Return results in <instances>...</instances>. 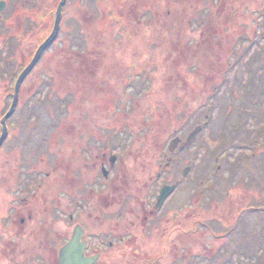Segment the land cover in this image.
I'll list each match as a JSON object with an SVG mask.
<instances>
[{"label": "rangeland", "instance_id": "rangeland-1", "mask_svg": "<svg viewBox=\"0 0 264 264\" xmlns=\"http://www.w3.org/2000/svg\"><path fill=\"white\" fill-rule=\"evenodd\" d=\"M2 1L0 137L16 83L52 35L62 0ZM63 9L57 39L6 121L0 227L13 213L17 227L25 220V228L45 230L55 251L43 253L58 264L88 203L103 196L110 235L121 227L139 242L132 254L126 246L130 259L115 242L109 264H236L244 246L255 252L253 243H263L264 189L253 155L262 160L264 148L250 144L264 95L256 97L260 112L251 99H234L246 96L250 76L263 80L264 0H67ZM103 153L106 170L117 160L104 190L96 162ZM39 183L53 210L39 206L32 224L17 209ZM165 186L173 190L155 209ZM54 225L61 231L53 234Z\"/></svg>", "mask_w": 264, "mask_h": 264}, {"label": "flooded vegetation", "instance_id": "flooded-vegetation-1", "mask_svg": "<svg viewBox=\"0 0 264 264\" xmlns=\"http://www.w3.org/2000/svg\"><path fill=\"white\" fill-rule=\"evenodd\" d=\"M3 17H4V13H2V18L0 19V28L2 25ZM98 147H101V149H105L104 146H101V145H99ZM98 147L93 146L92 150L99 152L100 148ZM105 159H106V154L103 153L100 160L97 159L96 161L98 164L100 163V168H101V173H102L101 179L107 183V184L105 183L103 184L102 180L99 178L101 180L100 182H102L103 184V188H102L103 190L105 189V187L109 185V182H111V180L114 179L115 177L114 170L116 169V161H117L116 158H111L109 160L110 170H106V166H105L106 164L104 162ZM88 165L92 167V164L86 163V166ZM74 182L71 184V186L75 185ZM39 188H42V185L40 183L37 184L36 190L33 187L30 192L28 193L23 192L24 195L20 200L25 206L22 207V209H19V208L17 209V211L19 210L21 214H24L23 217L27 216L28 220L32 224L37 223L35 215L36 214L39 215L40 213L39 212L37 213L35 211H38L39 206H43L45 211H46V208H48L49 213L51 209L53 210V208H51V206L47 204L48 202L46 203L48 196H46V193H42L40 190H37ZM97 190H99V188ZM52 194L53 192L49 193V195H52ZM73 196L74 197L76 196V192H74ZM159 196L160 195H158L156 199L155 209L158 208ZM108 200H109L108 197H106V200H105V198L101 196L98 199V201L95 200V201L89 202L87 211L84 214L86 215L85 222L83 223L81 222L80 224L76 225L72 233V236L70 237V239L66 241V244L69 241H71L74 236L75 230L78 227H80L81 232H83L81 234L82 237L80 240V244H81L80 247L81 249H83L84 258L90 259L92 261V264H109V256L112 252V249L115 247L114 246L115 242L117 246V252L121 253L125 259L129 258V254L126 251V248L128 246L131 247V249L128 250L130 254H132V250H135L138 247L137 244L139 242L136 239L137 238L136 233H133V234L128 233L127 235V232L122 231L120 227L119 231H117L116 229L114 231L116 233H113L114 235H110L111 231H110L109 222L107 224L104 223V221L106 220L108 221V219L104 220V217H106V215H109V213L111 212L110 201L108 202ZM61 201L62 200L60 199L59 205H62ZM130 206L131 207L128 208V211L132 215H135L138 217L139 215H137L136 213L137 212L136 208L132 205V203ZM77 208L78 207L76 206L75 208L76 218L78 216V211H82L81 207L78 208V211H77ZM60 210H62L61 207H60ZM145 212L147 211L145 210ZM149 214L150 215L152 214L153 218L156 219L155 217L156 215H154L155 210L152 212H149ZM10 215H12L11 218L8 219V221L5 222V224L2 225V227H0V262H3L4 264H52L51 260L48 259L47 256H45V253H43V250L45 252L46 248L51 249L52 251H55V248H51V246H49L48 244L46 246V242L48 241L49 238H47L45 230L38 228V227H31L32 225L25 228V220H22V223H21L22 228L17 227L16 225L13 224L17 219L16 218L14 219L13 213H11ZM110 215H112V213ZM102 217L104 221L102 220ZM147 217L148 216L144 217V219L147 220ZM57 220L58 219H56V221ZM70 220L71 221L74 220L73 216H70ZM54 224H56V227L60 226V222H54ZM56 227L54 225L53 234L54 232L61 231L60 228L57 229ZM60 252H61V248L59 250L58 264L60 260ZM128 263H130L129 260H128ZM132 263H135V262H132Z\"/></svg>", "mask_w": 264, "mask_h": 264}, {"label": "water", "instance_id": "water-1", "mask_svg": "<svg viewBox=\"0 0 264 264\" xmlns=\"http://www.w3.org/2000/svg\"><path fill=\"white\" fill-rule=\"evenodd\" d=\"M67 0H62L60 3L57 14H56V20H55V26L52 35L41 45V47L38 49L34 59L32 60L31 64L23 71V73L20 75L16 86H15V94H14V102L13 105L9 111V113L5 116V118L2 121V126H3V132L2 136L0 138V149L4 143V140L6 139L7 136V127H6V121L8 118L11 116V114L14 111V108L17 104L18 97H19V92L22 83L26 79V77L33 71V69L36 67L38 62L40 61L43 53L50 48V46L55 42L57 39L59 32H60V27H61V21H62V12L63 8L66 4ZM7 8V3L6 2H0V19L2 17V13L5 12ZM173 188L172 187H164L161 191V194L158 198V207H160L164 201L168 198V196L171 194ZM83 232H81V228L78 227L75 230L74 236L72 240L61 250L60 254V264H92V261L90 259L84 258V253L83 249H81V244L80 240L82 237Z\"/></svg>", "mask_w": 264, "mask_h": 264}, {"label": "trees", "instance_id": "trees-1", "mask_svg": "<svg viewBox=\"0 0 264 264\" xmlns=\"http://www.w3.org/2000/svg\"><path fill=\"white\" fill-rule=\"evenodd\" d=\"M264 18L263 13H261V19ZM263 20V19H262ZM263 68H261V70H264V66H261ZM255 75V74H254ZM253 77L250 76L249 78V83L247 84V91H246V96L243 98H235L234 99V103H241V105H245L246 102L251 99L250 101H252V105H251V109L256 111L258 110L260 112V109L258 107V100L256 99V97H259L261 95H264V76L263 74H261L262 76L260 78H263L262 81H260L259 84H256L255 81L257 80L256 75ZM245 107V106H244ZM229 120H231V116L228 117ZM256 119L258 121L259 124H261L260 128L258 130H255V132L257 133L255 138L253 140H251V144H250V149L253 151V149L255 148L256 150L263 147L264 148V114L262 115H256ZM231 126H233V124L231 123ZM234 127V126H233ZM237 127V126H236ZM254 132V133H255ZM256 140V141H255ZM242 143V138L239 140ZM257 143V144H256ZM252 144H255L252 148ZM240 145V144H239ZM252 155V154H251ZM250 155V156H251ZM246 155H244L243 153H240L238 155V164L242 163L243 158H245ZM246 157V158H250L252 159V157ZM256 158L253 162L254 164V168L255 170H261V175H262V185H263V189H264V157L262 156V160L259 157H254ZM244 162V161H243ZM258 163V164H257ZM235 164V163H234ZM245 163H243L242 165H244ZM247 165H244L243 167H245ZM251 174V173H249ZM254 178H249L250 183H255V181H253ZM264 217V213L262 215ZM263 233H262V237H263V243H260L257 245V242L253 243L254 244V248H256V251L254 252V250L250 253H245L248 251V246H244L246 251H241V255L239 256V259H237L236 264H264V227H263ZM261 237H258L257 239H260ZM259 249H261V254H259Z\"/></svg>", "mask_w": 264, "mask_h": 264}]
</instances>
